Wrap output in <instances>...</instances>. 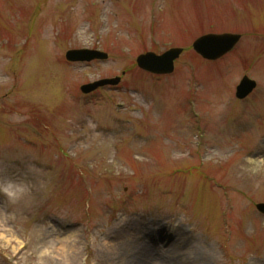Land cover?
Listing matches in <instances>:
<instances>
[{
    "label": "rangeland",
    "instance_id": "1",
    "mask_svg": "<svg viewBox=\"0 0 264 264\" xmlns=\"http://www.w3.org/2000/svg\"><path fill=\"white\" fill-rule=\"evenodd\" d=\"M43 2L0 0V42L11 39L0 50V264H264V156L252 157L264 149V94L250 110L235 98L244 75L264 87V0ZM211 32L243 35L225 79L192 49ZM174 42L185 50L177 90L136 69L141 51ZM73 47L109 59L67 68ZM108 76L121 87L75 98ZM187 77L204 81L206 97L191 118L175 109ZM129 114L135 123L120 124ZM135 126L137 138L116 130Z\"/></svg>",
    "mask_w": 264,
    "mask_h": 264
},
{
    "label": "water",
    "instance_id": "2",
    "mask_svg": "<svg viewBox=\"0 0 264 264\" xmlns=\"http://www.w3.org/2000/svg\"><path fill=\"white\" fill-rule=\"evenodd\" d=\"M239 35H232V34H224V35H208L205 37L200 38L195 43V48L200 53H202L204 56L209 58H218L222 56L224 53L229 51L239 40ZM177 52H170L165 54L163 57L156 58V67L152 65L155 63L154 55L149 54L142 56L139 59L140 65L143 67H146L148 69L154 70V71H167V68L161 67L158 69L159 65L162 63H166L167 58L170 57V61L174 59ZM68 57L70 59L78 60V59H87L90 60L91 58L95 57L94 53L91 52H85V51H70L68 53ZM100 57H105V55H101ZM166 66V65H165ZM118 80H104L96 84H92L89 86L84 87L85 91H90L95 89L98 85H103L107 83H113L116 84ZM260 209L264 211V205L259 206Z\"/></svg>",
    "mask_w": 264,
    "mask_h": 264
},
{
    "label": "bare ground",
    "instance_id": "3",
    "mask_svg": "<svg viewBox=\"0 0 264 264\" xmlns=\"http://www.w3.org/2000/svg\"><path fill=\"white\" fill-rule=\"evenodd\" d=\"M261 155H264V149L262 150L261 152ZM3 190L9 195V196H13L15 194V191L16 190H20L18 187H16V185L12 184V183H9V184H6L4 187H3Z\"/></svg>",
    "mask_w": 264,
    "mask_h": 264
}]
</instances>
